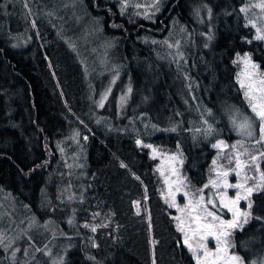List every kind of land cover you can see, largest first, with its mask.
I'll return each instance as SVG.
<instances>
[{"label": "trees", "instance_id": "16d2710c", "mask_svg": "<svg viewBox=\"0 0 264 264\" xmlns=\"http://www.w3.org/2000/svg\"><path fill=\"white\" fill-rule=\"evenodd\" d=\"M9 1L0 0V198L13 196L17 219H25L12 231L23 240L25 224L44 227L36 255L53 242L63 247L52 264H196L164 201L151 147L181 154L195 195L214 178L213 161L234 167L231 111L249 110L236 56L250 53L264 72V43L241 12L248 0H162L148 18L131 3L132 12L122 11L120 0H76L88 27L114 43L105 70L99 54L84 55L97 45L69 46L56 17H37L38 37L21 0L24 31H13ZM181 27L188 44L173 40L177 58L168 45ZM100 83L110 93L98 107ZM218 141L228 144L222 156ZM251 202L244 227L228 240L244 264H264V186Z\"/></svg>", "mask_w": 264, "mask_h": 264}, {"label": "rangeland", "instance_id": "374dc122", "mask_svg": "<svg viewBox=\"0 0 264 264\" xmlns=\"http://www.w3.org/2000/svg\"><path fill=\"white\" fill-rule=\"evenodd\" d=\"M121 1V10L126 12H132L131 10H128L125 8V5L131 3V7L134 10L139 11V15L145 18H148V13L151 10H158L159 9V3L162 0H120ZM18 2L19 0H10L7 5V11L9 13V16L14 18L13 23V31H16L18 33L24 31V28L22 27V23H20L22 19V14L24 17L28 16V23L30 24V28H32L36 35L39 37L40 28L38 25L37 17L44 21V18L47 19H53L57 18L59 20V25L61 28V32L64 33V39L71 46L72 48L77 47L78 49H83L87 44L88 45H97L92 49V51L85 50L84 55L88 57V53H96L99 54V58L97 59L98 64L102 68V70H105L104 67L107 66L106 59L104 57V54L111 56L113 53V50L115 49L114 43L112 41H107V38L104 37L103 31L99 30L98 28H91L88 27V23H91V20L88 19V17H85L83 12L80 10V8L76 5V0H21V6L24 10V13L21 14V12L18 9ZM139 5V7H137ZM261 5H264V0H248L247 3L241 7V9H244V11H241L245 21L246 25L248 27L253 28L255 31V40L262 41L264 43V39H257V35H264V8L261 7ZM142 10V11H140ZM156 14V13H154ZM154 17H152V20ZM84 26V28H82ZM89 28V30L87 29ZM27 29V27H26ZM259 29V33H258ZM181 33H179L176 37H174L172 40H170L169 45H171V48L169 51L173 52L177 58H181L180 51L173 46L175 45L177 39L180 42V46L187 45L188 41L184 34H187V31H184V27H181ZM171 31V30H170ZM172 35V34H171ZM176 38V41L173 40ZM105 40V44L108 46L106 47L104 43H101V41ZM160 41L162 39L158 38ZM149 42L154 46L153 39H149ZM168 45V46H169ZM170 47V46H169ZM165 55H161L160 58L167 60ZM249 57V60L245 62L244 57ZM91 59V58H90ZM87 60V58H85ZM235 65L238 69L237 72V81L242 88L243 95H244V101L245 104L249 107V102L245 97V92L250 91L249 85H252V94L259 95L258 92H255V89L264 87V85L260 84L261 80H264V72H262L259 69V65L253 61L252 55L250 53L245 54H238L235 58ZM253 65H256L254 68ZM105 72V71H104ZM148 72V71H147ZM107 73V72H106ZM148 76V73H147ZM103 77H101L102 80ZM116 82V81H115ZM243 84V87H242ZM99 89H104L101 87ZM110 93L106 89H104L102 92H99L96 90V100L97 104L94 101V105L98 106L105 103ZM94 95V91L92 96ZM193 96H195L194 93H192ZM127 95H124L122 98L123 101H125ZM122 98L119 100V102H122ZM99 107V106H98ZM247 117L249 118L253 123L254 128V136L252 138H249L245 135H242L239 131V129L234 126L233 119H235L236 123L239 124L243 121V119ZM253 117V118H251ZM230 123L232 126L233 133L236 137L235 139V147L232 146L231 149H233V154L235 155V158L237 155L242 154L243 145H248L250 150L253 152L254 150L259 149V151H264V147L261 148L260 144L255 143V139L259 137V120L255 118L251 108L249 107V110H240V109H234L231 111V117H230ZM258 129V130H257ZM220 141L217 142V144ZM223 144L225 146H221L220 148H217L219 150L220 156L224 154V149L227 148L228 144L223 141ZM242 145V146H241ZM152 155L155 159L159 161V172L164 180L165 183V191H164V201L166 205L169 207V209L174 211L175 217H180L181 220L184 221V224L182 227H184L185 232H188L189 235H191V232L188 230V220H189V209H185L184 212H181L178 210V208H184L185 205L189 204L190 201L193 203L195 200L199 198L200 195H203L205 197V203L206 201L211 197L213 199H216L215 193L217 192L216 189H214L209 183L207 188L203 189V192H199L197 195H195V192L191 191L189 187L187 186L185 180L182 178L183 175L181 174L180 168L182 164V157L180 153H171L162 151L161 149H158L156 147H151ZM252 154V153H249ZM254 154H257L254 152ZM246 161L249 160V155L246 154ZM240 159L242 161H245L243 159V155H240ZM262 160V161H261ZM264 157H261L258 161L259 165L263 163ZM223 165L216 161V164H214V178L212 180L218 179L217 177V171L222 170H229L224 167ZM235 168V161H234V167L230 169ZM243 171H246L249 176H256L257 180L255 182H259V173L253 171L252 169H244ZM242 171V176H243ZM211 180V181H212ZM238 178L235 176L234 172H230L228 176V181L230 183H236ZM254 181H248V184H253ZM263 187V186H262ZM261 188V187H260ZM259 189V188H258ZM255 190L252 195L258 191ZM221 191L223 189H220ZM236 189H228V195L230 197H234L236 193ZM187 193V195H185ZM252 195L249 197V200H251ZM9 193H6V195L2 198H0V248L3 247L4 253L3 255H0V259H16L19 261L24 262V264H33L28 259L29 257H33L34 264H41L43 260H47L49 264H52L55 259L61 260V255H56L59 250L62 251L63 247L60 246V244L53 242L50 247H45L42 249V253L40 256L36 255L38 253L39 247L37 246L38 243H41V237L45 235V230L40 226H36L35 231L32 232L34 226L30 224H25L23 226V232L25 233L26 239L21 240L18 233L19 230H14V221H17L16 224L19 225V223H24L25 219L20 218L17 219L16 215L18 214L17 210L15 209L14 205L17 204L16 200L13 196L11 198L9 197ZM216 203L219 204L218 199L216 200ZM172 205V206H170ZM6 206H9L7 209ZM5 207V210L2 209ZM211 208V205L208 206ZM238 207L243 211H248L247 208V201L241 200ZM223 213L222 218L225 220H229L232 218L231 213H228L226 209L221 210ZM249 212V211H248ZM243 221V218H242ZM241 221V224L239 227H237L235 230H241L245 223ZM19 222V223H18ZM179 221L176 220V224L178 225ZM87 224H84V226ZM45 228H47L45 226ZM48 228L50 226L48 225ZM234 230V229H232ZM230 230V232H232ZM182 235V243L184 244V232H181ZM222 239H224L222 237ZM227 239H229L227 237ZM190 243L193 244V248L195 249V239L191 240ZM185 246V244H184ZM188 252L191 256L192 253L189 251L188 247L185 246ZM208 247L210 249L215 250V241H210L208 244ZM232 246L228 249V252L230 255H233L234 252L231 251ZM223 255V253H221ZM235 255V254H234ZM237 256V255H236ZM194 258V257H193ZM195 262L196 259L194 258ZM242 260V259H241ZM243 262V261H242ZM231 264H236V262H231ZM244 264V263H243Z\"/></svg>", "mask_w": 264, "mask_h": 264}, {"label": "snow or ice", "instance_id": "6c2138e0", "mask_svg": "<svg viewBox=\"0 0 264 264\" xmlns=\"http://www.w3.org/2000/svg\"><path fill=\"white\" fill-rule=\"evenodd\" d=\"M139 7V5H137ZM264 8V5H261ZM244 11V9H241ZM259 33V29H258ZM257 39H264V35H257ZM171 47V45H169ZM245 62L249 60V57H244ZM255 68L256 65H253ZM261 85H264V80L260 81ZM243 87V84H242ZM250 91L245 92V97L249 102V107L251 108L256 119L259 120V137L255 139L256 144L264 143V87L255 89L259 95L252 94V85H249ZM131 91V89H129ZM124 98H122L123 101ZM102 106V103H101ZM233 124L236 126L242 135L249 138L254 136V128L252 121L245 117L239 124L233 119ZM173 131L175 129H172ZM210 130V129H209ZM139 144L140 141H137ZM225 146L223 141L218 144H214L213 147L220 148ZM242 146V145H241ZM145 147H150L145 145ZM235 147V145L233 146ZM249 155L248 161H242L240 155ZM261 157H264V151H258L257 154H249L247 152L239 154L235 158V168L229 170L217 171L218 179L210 181L212 187L217 190L215 193L216 199L209 198L205 203V197L200 195L197 200L193 203L185 205L184 208H178L179 211L184 212L185 209H189V220H188V232H185L184 221L180 217H175L179 221L177 228L179 231L184 232V244L188 247L189 251L192 253L193 257L196 259V264H231V262H236V264H243L241 258L236 255H230L228 249L232 246L230 240V230L236 229L240 226L242 218L243 223L247 222V217L250 212L241 210L238 205L241 200L247 201V208L251 209L252 202L249 197L258 188L264 186V171H261L258 161ZM232 163V159L229 158V164ZM216 164V161H213ZM124 167V165H121ZM223 167V166H222ZM253 169L255 172L259 173V182L256 176H249L244 169ZM243 171V176H242ZM230 172H234L235 176L238 178L236 183H230L228 181V176ZM248 181H254L253 184L249 185ZM205 188L208 185L204 186ZM220 189H223L222 191ZM228 189H236L234 197L228 195ZM203 192V189L200 190ZM187 195V193H185ZM218 199L219 204L216 203ZM211 205V208L208 206ZM172 206V205H170ZM226 209L228 213H231L232 218L225 220L222 218L223 213L221 210ZM71 223V221H69ZM87 227V225H85ZM96 229L93 227L92 231ZM222 237L224 239H222ZM195 239V249L193 244L190 243L191 240ZM210 241H215V250L210 249L208 244ZM223 253V255H221ZM155 264V261H153Z\"/></svg>", "mask_w": 264, "mask_h": 264}]
</instances>
